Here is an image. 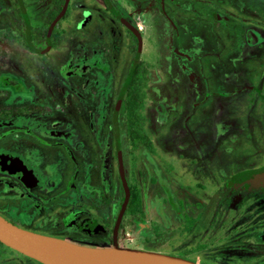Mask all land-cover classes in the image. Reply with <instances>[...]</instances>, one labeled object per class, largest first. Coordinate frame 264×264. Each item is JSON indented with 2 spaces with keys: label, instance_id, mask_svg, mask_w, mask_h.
Instances as JSON below:
<instances>
[{
  "label": "rangeland",
  "instance_id": "1",
  "mask_svg": "<svg viewBox=\"0 0 264 264\" xmlns=\"http://www.w3.org/2000/svg\"><path fill=\"white\" fill-rule=\"evenodd\" d=\"M22 1L28 27L43 29L52 0ZM109 1L140 32L133 72L136 40L107 1L69 0L56 26L59 43L47 47L45 35L27 43L16 0H0V79L23 85L17 90L0 83V140L8 141L15 126L28 143L35 136L24 129L70 131L75 162L69 161V173L59 183L61 200L70 204V212L77 200L89 211L99 202L96 208L112 218L108 232L121 247L153 249L202 264H264V186H226L236 174L264 163V100L254 89L264 92V40L247 38L249 28L264 38V0ZM215 13L225 21L215 20ZM80 64L85 67L68 72ZM128 74L153 150L142 144L131 149L125 137V102L134 91L128 85L117 112L120 156L142 214L123 215L117 226L124 190L115 168L112 115ZM35 104L42 110H19ZM6 141L0 152L14 147ZM90 166L97 167L95 181L88 178ZM69 179L78 191L66 187ZM1 192H14L0 183V212L18 221L17 213L3 206L4 199L11 204L14 199ZM25 209L37 214L31 206ZM57 227L46 230L59 233ZM95 230L83 239L60 234L78 245L113 246L108 235ZM0 264L43 263L2 243Z\"/></svg>",
  "mask_w": 264,
  "mask_h": 264
},
{
  "label": "flooded vegetation",
  "instance_id": "2",
  "mask_svg": "<svg viewBox=\"0 0 264 264\" xmlns=\"http://www.w3.org/2000/svg\"><path fill=\"white\" fill-rule=\"evenodd\" d=\"M105 1H107V6L111 10L112 14L114 15L113 10L114 11L116 10L112 7L109 0H105ZM16 2H17V5H18L19 11L22 17L24 18V15L19 6V3L17 0ZM68 4H69V1H68ZM64 14L62 16H64ZM88 14L89 13H86V15ZM214 15H215L214 16L215 20H218L220 22L225 21L224 17L221 18L220 14L215 13ZM114 17L122 25L126 27L128 33L132 36L133 39L136 40V53L132 58V63L130 67V72H133L132 66L134 62L137 64V60L135 61V58H136V55L139 53L140 46H141L140 32L135 27L138 30V36H136L135 33L132 30H130L124 23H122V21L118 17H116L115 15ZM59 20L57 21V23L59 22ZM126 20L130 23L128 19ZM25 28H26V24H25ZM25 32H24V37H25ZM1 34H4V36L5 35L7 36L6 32L2 31ZM32 36H33V39L29 42V44H33L34 40H37L38 30L37 31L33 30ZM247 38L249 39L251 43L261 42L264 40V38H262V36L258 32H255L253 29H250V28L247 31ZM139 40H140V46L138 43ZM45 41L47 45H49L48 47H57V46H53L50 43V41L49 42L47 41L46 32H45ZM46 46L44 48H46ZM43 49L38 48L37 50H43ZM138 56H137V59H138ZM84 67H85L84 64H80V65H77L75 67L68 69V72H76V71H79L80 69H83ZM128 76L129 78H131L129 74L126 76L123 86L120 88L118 92V95H117V98L114 104V108H113V115H112V119L114 123L113 129H114V142H115V152H116L115 168L122 169V170H123V166H122L121 156H120V142H119L118 127H117L118 126L117 112L122 102L123 95H122V98L120 100V103L117 109L115 106H116L120 91L123 89V94H124L125 88L129 85L128 81L126 83V79L128 78ZM0 83L4 86L6 85L11 86L17 90L23 89L22 88L23 85L21 84L20 81H18L17 79H10L6 76H3L0 79ZM254 89H255L257 97L259 96L261 99L264 100V92H263L262 87L261 88L256 87ZM42 107L43 105L38 106V104H35L32 107H28L27 105H24L19 110L33 108L34 110L40 111L42 110ZM35 128H38V126L35 125ZM40 129L41 130L39 129L33 130V128L24 129L25 132L27 133L30 132L31 134H34L35 136L34 140L29 141V143L23 142L22 128H19V126H15L14 129H11V130H15V132L9 136L8 141H6V139L0 140V143L5 142V141L7 143L10 141L9 143L14 145V147L11 149L2 148L0 153H5V154L18 157L22 163L21 166L22 165L24 166L23 168H19L16 171H10L7 167H12V164H15L14 163L15 161L10 158H6V160L3 162L0 157V183L6 186V190L14 192V193H7V194L1 192L2 197L14 199L12 202L13 204L8 203L7 199H4L5 201H3V206L6 207V208L4 207L6 210H9V211L13 210L17 213L18 221L16 220L17 222L15 221L13 223L18 225L19 227H22L28 230H32L35 232H39V233L47 234L51 236H56L60 238L62 237L60 234L61 232L60 230L68 233V235L66 236H72L75 238L83 239V238H88L87 236H90V234L93 233V230L97 229L95 231L97 232L99 231V233H102V235L104 236L108 235V238H110V240H112V242L114 243V241H116L117 238L115 237L114 232L113 233L108 232L109 226L107 224V221L112 218L111 217L109 218L107 213L101 212L102 207L96 208V205L99 202H97L94 205L95 207L92 208L93 211H91L92 209L89 211L88 209H86V207L88 208V205L86 203H81L79 200H77L76 202L78 206L74 208L73 212H70L71 210L70 204H67L64 200H61L63 196H62V191L59 190L60 189L59 186L61 184L60 182H62L63 181L62 178H64V176L69 173V163H70L69 161H73V163L75 162L73 159V153H72L73 148L71 147V142L73 141V138L71 139V137H67L70 134V131L62 130L59 127H46V126L45 127L43 126ZM45 133L47 134L46 135L47 137L45 136L43 137L42 134L45 135ZM55 136H58L57 138H62V139L66 138V139L65 141H60L57 139L58 141H56ZM46 138L48 139L50 138L53 141L52 140L47 141ZM61 158H64L65 159L64 161H66L68 165L65 162L62 163ZM100 165H101V170L103 171L102 168L103 166H105V164L102 163V160H100V163L98 166L100 167ZM262 165H264V163ZM260 166H257V167H260ZM252 168H256V167H252ZM98 171H99V168H98ZM95 173L97 174V167L93 166L89 169L87 173L90 181H95L94 179L96 177ZM93 174H94V177H93ZM102 176H103V173L100 174L101 179H102ZM71 180L72 179H69L66 187L72 188L75 191H78V188H76L73 184L71 185V182H72ZM113 180L115 181L116 178H114ZM80 182L82 183L83 181L80 180ZM84 182L87 183L86 180H84ZM64 183L65 182H63V184ZM244 183L247 184V182H244ZM89 186L90 187L92 186L91 183L89 184ZM130 192H131V188L129 187V196H130ZM79 195H81L80 192H79ZM29 206H31L34 209V211L37 212V214L28 213L25 208ZM119 209L117 210L115 214L114 224L116 223ZM0 215H2L4 218L12 222L10 219L4 216L1 212H0ZM36 215H39L41 217H36ZM22 222L26 223V226L21 224ZM29 222H31V224H29ZM56 226H59V228L57 227L59 230L58 231L59 233L49 232L48 230H46V227H56ZM118 226H120V223ZM104 247H111V246H104ZM138 249L153 250V249H145L141 247ZM158 252H161V251H158ZM171 255H174V254H171ZM176 256H179V255H176ZM183 258H186V257H183Z\"/></svg>",
  "mask_w": 264,
  "mask_h": 264
},
{
  "label": "water",
  "instance_id": "3",
  "mask_svg": "<svg viewBox=\"0 0 264 264\" xmlns=\"http://www.w3.org/2000/svg\"><path fill=\"white\" fill-rule=\"evenodd\" d=\"M17 1L24 15L26 27H28V17L26 14L23 1L22 0H17ZM68 1L69 0L63 1V4L59 12L54 16V18L51 20V22L49 23L47 27L46 37H47L48 42L50 41V35H51V32L54 26L56 25L57 21L62 17V15L66 11ZM113 13L116 17H118L122 21V23H124L130 30H132L136 36H138V30L131 23H129L125 18H123L116 11L113 10ZM138 43L140 46V40ZM48 46L49 45H47V47ZM137 56L138 54L136 55L135 61L137 60ZM128 79H129V76L126 79V83ZM122 95H123V89L119 93L117 103L115 106L116 109L119 106ZM0 157L3 162L6 160V158L16 160L14 162L15 164H12V167H7L10 171H16L17 169L24 167L23 165L21 166L22 163L20 159L16 156H12V155L5 154V153H0ZM240 175H241L242 182L264 186V165L260 167H256V168L246 169L242 171ZM120 179H121L122 187L124 190V198H123L122 204L118 212L117 221H116L117 226L122 217L123 211L126 207V204L129 198V187L127 184L124 171L122 169H120ZM114 231H116V227ZM0 242L12 247L13 249L43 264H92L80 258L75 253V251L81 248H98L94 246L78 245L74 242L68 241L60 237L42 234L39 232H35L32 230L19 227L18 225L4 218L2 215H0ZM99 247H104V246H99ZM113 247L118 251L122 250V247L119 246L116 241H114ZM189 260L193 261L196 264H201L194 260H191V259Z\"/></svg>",
  "mask_w": 264,
  "mask_h": 264
},
{
  "label": "trees",
  "instance_id": "4",
  "mask_svg": "<svg viewBox=\"0 0 264 264\" xmlns=\"http://www.w3.org/2000/svg\"><path fill=\"white\" fill-rule=\"evenodd\" d=\"M52 2H53V6H52L50 12L48 13V19H49L48 21L49 22L53 19V17L60 10L61 5L63 3V0H52ZM48 23H47V25H48ZM57 24L54 26V28L51 32V35H50V43L53 46H57V44L59 43V34L57 32V27H56ZM47 25L43 29H40L38 31L37 40H41L42 37H44L46 29H47ZM25 30H26L25 38H26L27 42H30L33 39V36H32L33 30L30 29L29 27H26ZM135 65H136V63L134 62L133 66H132L133 71L136 69ZM129 87H133L134 91L126 99V102H125V110H126V113H125V115H126V118H125V126H126L125 127L126 128L125 135H126V138L131 145V149L137 147L139 144H142V145L146 146L149 150H153L152 143H151L149 137L147 136V134L145 133V131L143 129V123H142L141 119L139 118V114L136 110L137 106L139 105V103H138L139 102V96L136 93L137 87H134L133 85H129ZM244 184L245 183L242 182V180H241L240 173L236 174V176L234 178H230L226 182V186H231L234 189H237ZM133 213H141L142 214V208H141L139 195L131 189L128 202H127L126 207L123 211V215L133 214ZM122 224H123V222H122ZM0 244H2V243L0 242Z\"/></svg>",
  "mask_w": 264,
  "mask_h": 264
},
{
  "label": "bare ground",
  "instance_id": "5",
  "mask_svg": "<svg viewBox=\"0 0 264 264\" xmlns=\"http://www.w3.org/2000/svg\"><path fill=\"white\" fill-rule=\"evenodd\" d=\"M75 253L92 264H196L181 256L128 247H122L121 251L113 246L81 248Z\"/></svg>",
  "mask_w": 264,
  "mask_h": 264
}]
</instances>
